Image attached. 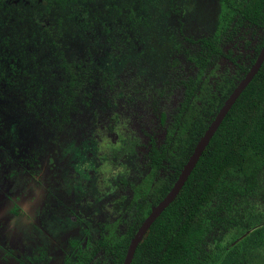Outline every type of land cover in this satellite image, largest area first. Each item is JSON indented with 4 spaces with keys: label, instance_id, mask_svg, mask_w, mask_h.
<instances>
[{
    "label": "rangeland",
    "instance_id": "obj_1",
    "mask_svg": "<svg viewBox=\"0 0 264 264\" xmlns=\"http://www.w3.org/2000/svg\"><path fill=\"white\" fill-rule=\"evenodd\" d=\"M151 2L86 0L84 4L100 29L104 21L121 20L128 7L143 16L158 14ZM158 2L162 15L166 16L165 21L161 18L163 26L180 22L183 37L192 42L208 38L217 31L221 12L219 0ZM170 6L178 10L177 16L167 11ZM119 11L125 14H119ZM11 16L13 24L4 29L6 34L0 31V48L6 45V50L13 55L26 49L30 51V61L38 59L44 68L42 61L50 56L46 49L50 46L55 49L52 51L61 53L69 65L77 66L72 67L75 73L80 71L79 65L92 63L116 75V87L111 92L98 86L94 79L88 88L92 92L89 104L80 107L77 113L71 111L69 121L58 132L39 129L42 122H36L33 116L30 118L26 114L29 112L24 104L29 98L23 92L0 91V264H64L65 254L73 263L75 258L70 241L94 243L100 237L117 241L125 233L127 224L132 222L128 212L132 197L125 192L132 186L128 184L129 187L120 193L113 173L119 174V179L125 177L133 186L143 184L148 174L145 132L153 130L156 134L158 130L162 134V131L158 123L159 112L149 109L150 97L156 93L151 90L143 100L144 94L138 89L140 82L151 85L154 90L162 83L167 76L165 63L171 59L172 44L159 31L139 26L135 45L125 52L115 51L113 57L106 46L111 37L102 30L97 42L91 43L65 9L37 0H4L3 3L0 0V25L9 22ZM28 38L30 42H25ZM184 41V45L191 48L192 44ZM110 42L115 45V40ZM235 42L224 46V52L231 54L230 57L239 55L237 61L243 63L247 53L244 40L235 39ZM184 67L190 72L189 76H195L193 69L187 68L186 64ZM236 72V67L226 57L205 71L193 101L196 108L182 119L180 134L183 137L194 117L197 114L203 117L209 106L217 103L220 91ZM57 85L53 80L47 84L50 102L56 98ZM119 90L121 93L118 94ZM1 101L15 109L13 114L17 116L8 118L14 121L13 124L8 123L6 118L10 112L1 109ZM175 102L176 97L164 108L169 109ZM159 106H163V101ZM194 113L196 115L192 117ZM22 115L29 118L31 124H21ZM27 148L33 149L32 154ZM166 172H159L150 188L163 183ZM259 187L262 189L246 207L256 215L264 216V173ZM118 193L123 198L117 199ZM14 203L18 206L17 214L11 212ZM138 224L136 220L135 225ZM3 249L10 252V258L3 255ZM34 254L44 256L35 262L28 260ZM255 261L262 263L260 258Z\"/></svg>",
    "mask_w": 264,
    "mask_h": 264
},
{
    "label": "trees",
    "instance_id": "obj_2",
    "mask_svg": "<svg viewBox=\"0 0 264 264\" xmlns=\"http://www.w3.org/2000/svg\"><path fill=\"white\" fill-rule=\"evenodd\" d=\"M1 1L3 3L4 0ZM37 1L67 10L91 43L97 42L103 30L111 37L109 39L107 36L106 46L108 54L113 57L115 51L125 52L135 45L139 26L159 31L172 44L171 59L165 63L167 76L162 83L154 90L151 85L145 86L144 82H140L138 89L144 94L143 100L147 99L151 90L156 93L150 97L149 109L159 112L158 123L165 130L166 139L158 145L161 141H156L153 130L143 131L151 147L147 153L149 171L143 184L133 186L125 177L119 179V174L113 173L117 190L121 188L120 193L128 184L132 186L131 204L136 208L132 222L127 224L125 233L117 241L104 237L94 243L88 241L85 245L77 240L70 241L75 262L71 263L66 254L64 258V264H122L136 229L135 218L140 216L138 222H141L151 207L171 189L195 145L264 47V0H219L221 12L217 31L208 38L193 42L183 37L182 24L177 20L178 23L163 26L161 18L165 21L166 16L162 15L158 0L151 2L158 14L143 16L128 7L126 14L122 12L125 15L121 20L112 23L104 21L100 29L84 4L86 0ZM167 11L178 15V10L172 6ZM122 13L119 11V14ZM12 18L0 25L4 35V29L13 24ZM31 30L36 31L34 28ZM246 36L248 38L245 40ZM235 39L244 40L243 47L247 53L243 63H238L239 55L230 57L231 54L224 52L223 47L236 43ZM113 40L115 45L110 42ZM184 40L192 44L191 48L184 45ZM25 42H30V39ZM6 48V45L0 48V91L23 92L29 98L24 104L29 113H25L30 118L33 116L36 122H42L39 125L42 131H60L69 121L71 111L77 113L80 107H86L92 97L88 88L94 79H97L98 86H104L110 92L116 87V75L111 70L89 63L83 67L79 65L80 71L75 73L72 70L75 65H69L61 53L52 51L55 49L50 46L46 48L50 56L42 61L44 68L38 59L30 61V51L23 49L18 55H13ZM222 57L234 64L236 76L228 81V85L220 91L217 103L209 106L203 117L194 113L192 117L196 116L184 137L181 134L175 136L187 112L196 108L193 101L201 88L202 75ZM53 59L58 64L55 61L54 64ZM185 64L196 72L195 76H189ZM52 80L58 85L56 98L50 102L46 90ZM180 94L182 100L179 99ZM175 97L174 105L169 109L164 108L167 103H173ZM161 101L162 107L159 106ZM3 103L1 101V109L10 112L6 119L13 124L14 121L8 118L17 116L13 114L15 109L7 102ZM49 113L53 115L49 116ZM20 123L31 124V120L22 115ZM26 150L31 154L33 152L32 148ZM160 170L168 171L164 182L150 188ZM263 173L264 61L220 123L176 198L145 233L131 264H257L256 258H260L261 264H264V216L256 215L246 207L249 200L262 189L259 186ZM120 193L117 199L123 198ZM12 206L11 212L17 214V204ZM34 255L29 260L35 262L44 256ZM4 256L11 257L8 251Z\"/></svg>",
    "mask_w": 264,
    "mask_h": 264
},
{
    "label": "water",
    "instance_id": "obj_3",
    "mask_svg": "<svg viewBox=\"0 0 264 264\" xmlns=\"http://www.w3.org/2000/svg\"><path fill=\"white\" fill-rule=\"evenodd\" d=\"M264 61V47L260 51L259 55L257 56L254 64L250 67L249 71L245 74L244 78L237 84V86L233 89L231 94L225 100L209 126L207 127L206 131L204 132L203 136L199 139L197 144L195 145L192 154L188 158L186 164L183 166L177 180L174 182L171 189L167 192L166 196L154 207L151 208L150 213L144 218L143 222L135 231L133 237L131 238L129 245L126 250V254L122 264H131L135 250L139 243L141 242L142 238L144 237L145 233L148 231L150 226L153 222L160 216V214L169 206L170 203L176 198L180 190L182 189L183 185L185 184L186 180L188 179L190 173L196 166L200 156L202 155L203 151L207 147L209 141L213 137L214 133L218 129L220 123L245 89V87L249 84V82L253 79L255 74L258 72L259 68L261 67Z\"/></svg>",
    "mask_w": 264,
    "mask_h": 264
},
{
    "label": "flooded vegetation",
    "instance_id": "obj_4",
    "mask_svg": "<svg viewBox=\"0 0 264 264\" xmlns=\"http://www.w3.org/2000/svg\"><path fill=\"white\" fill-rule=\"evenodd\" d=\"M261 50H262V49H261ZM258 55H259V54H258ZM248 71H249V70H248ZM197 93H198V92H197ZM178 96H179L180 99L182 100V98H181L182 95L180 94V95H178ZM224 102H225V101H224ZM167 119H168V118H167ZM169 119H170V118H169ZM160 129H161V131H162V134L158 133V130H157V134H155V136H156V137H159V139H160V140L158 141V143L161 141L158 145L163 144L164 141H165V139H166V132H165V130L163 131L162 128H160ZM178 134H180V130L176 132L175 136L178 135ZM147 141H148V147H147V148H148V152H149V150H150V148H151V147H150V143H149L150 140L147 138ZM172 153H173V152H171V154H172ZM191 154H192V153H191ZM189 157H190V156H189ZM147 163H148V158H147ZM185 164H186V163H185ZM185 164H184V165H185ZM184 165H183V166H184ZM147 168H148V167H147ZM182 168H183V167H182ZM181 170H182V169H181ZM181 170H180V172H181ZM148 171H149V169H148ZM163 171H164V170H160L159 172L161 173V172H163ZM179 174H180V173H179ZM158 175H160V174H157V176L155 177V179H157ZM178 176H179V175H178ZM178 176H177V178H178ZM165 177H166V174H165ZM165 177H163V178H165ZM177 178H176V180H177ZM176 180H175V181H176ZM175 181H173L172 186H173V184H174ZM151 185H152V184H151ZM172 186H171V187H172ZM153 188H154V187H153ZM131 189H132V188H130V189H126V190H125L127 196L130 194L129 197H132V196H133V192H132ZM131 192H132V193H131ZM165 196H166V195H165ZM165 196H164V197H165ZM129 197H127V198H129ZM164 197H163V198H164ZM132 198H133V197H132ZM132 198H131V200L129 201V207H128L129 211H128V212L131 213V217H134V213H135V212L133 213V210L136 211V210H135L136 208L131 204ZM163 198H162V199H163ZM162 199H161V200H162ZM159 202H160V201H159ZM159 202H158V203H159ZM158 203H157V204H158ZM157 204H156V205H157ZM156 205H155V206H156ZM153 207H154V206H153ZM151 208H152V207H151ZM150 211H151V209H150ZM149 213H150V212H149ZM149 213H148V214H149ZM148 214H147V215H148ZM147 215H146V216H147ZM146 216L143 217V219H142L141 222H138V223H139L138 225H135V228H136L135 231H136L137 228L140 226V224L143 222V220H144V218H145ZM137 218H138V219H137ZM139 219H140V216H139V217L137 216V217L135 218V221H136V220L139 221ZM130 220H132V218H131ZM134 233H135V232H134ZM85 243H86V242H84L83 245H85ZM3 250H4V251H3V255H5V252H6L7 250H5V249H3ZM8 252H9V251H8ZM9 253H10V252H9ZM28 260H29V259H28Z\"/></svg>",
    "mask_w": 264,
    "mask_h": 264
}]
</instances>
